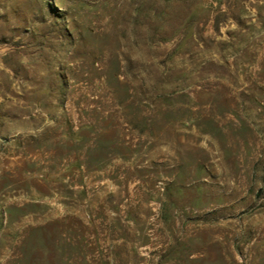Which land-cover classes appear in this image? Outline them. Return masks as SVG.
<instances>
[{
    "label": "rangeland",
    "instance_id": "rangeland-1",
    "mask_svg": "<svg viewBox=\"0 0 264 264\" xmlns=\"http://www.w3.org/2000/svg\"><path fill=\"white\" fill-rule=\"evenodd\" d=\"M0 264H264V0H0Z\"/></svg>",
    "mask_w": 264,
    "mask_h": 264
}]
</instances>
